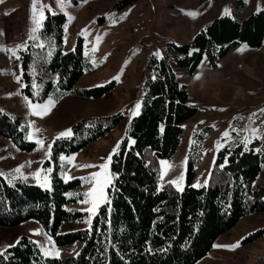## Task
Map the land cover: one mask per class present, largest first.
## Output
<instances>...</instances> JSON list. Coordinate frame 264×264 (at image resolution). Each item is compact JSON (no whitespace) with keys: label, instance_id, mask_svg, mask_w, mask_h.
<instances>
[{"label":"rangeland","instance_id":"1","mask_svg":"<svg viewBox=\"0 0 264 264\" xmlns=\"http://www.w3.org/2000/svg\"><path fill=\"white\" fill-rule=\"evenodd\" d=\"M120 1L122 0H87L86 3H82L81 0H71V6L67 11L74 19L69 22L65 16L67 32L64 30L63 52L75 50L82 41L85 55L84 73L76 86L78 89L86 90L103 89L107 93L97 99L69 96L57 101L52 96L56 101L55 106L43 117L30 115L23 100V96H28L24 91L27 90L28 79L24 78L25 69L22 62L25 53L32 52L36 66H46L49 63L54 54L53 45L49 42L51 39L49 36H41V31L48 17L63 12L56 7L55 0H42L43 3L53 7L56 15L45 11L47 18L43 22V28L35 33L39 39L31 41L28 40L30 29L33 27L30 20L31 0H3V3H0V31L4 33L0 36V47L14 48L16 44L25 41L29 45L27 51H18V55L21 56L20 61L10 59L9 54L0 50V110L11 117L23 118L22 126L26 132L24 139L18 140L19 143L0 134V172L5 174L3 177L10 185L20 181L40 187L31 173L37 168L51 167L53 172L47 175L52 189L54 174L58 173L62 179L63 169L73 177L67 182H78L71 193L72 196L76 194L81 196L72 209L85 213L79 228H89L85 223L89 213L82 209L90 205L81 204L79 201L84 199L83 194L90 188L89 174L99 169L81 168L78 165H99L105 162L104 158L111 153L118 141H120L118 152L121 150L127 136L128 125L133 118L140 115L142 110L141 106L139 115L131 116L130 110L137 101L142 105L146 82L153 75L150 68L154 57L152 53L160 49L164 57L171 45H192L195 37L205 31L217 18L227 17L242 21L252 14L264 11V0H134L132 4L117 9L116 5ZM225 9L231 14L223 15ZM126 11H128L127 17L116 25H111L110 19L105 15L115 12L116 18H119L120 14ZM191 11L198 15L192 18L185 14ZM93 20L95 23H92ZM85 28L87 31L81 33V29ZM97 35L102 36L99 43L95 40ZM41 42L45 44L44 48L33 46ZM94 44L96 51H92ZM49 51L52 52L50 57L47 56ZM195 51L192 49V53ZM205 57L203 65L200 63L192 74L179 68L175 69L179 83L188 89V105L198 112L183 125L184 135L175 154L163 159L175 167L167 169L163 181L159 182L160 188L170 184L168 181L177 179L181 174L184 176L183 181H179L182 191L177 190L173 185L177 191L184 192L188 184L191 187L196 183L201 185L195 189L207 187L208 184L205 186L203 182L207 179L209 183L211 172L224 149L237 146L245 149L241 141L245 136L251 135L252 127H257L264 133V124L261 123L264 121V113L258 111L264 108V44L260 47H252L247 43H239L229 47L222 56L213 59L207 55ZM126 60L129 62L123 67L119 82L113 80L112 78L120 73ZM17 65L23 69L22 82L26 85L25 88H20L14 78V73L21 74ZM18 92L21 94H17ZM9 93L12 95L9 96ZM30 98L33 102L39 103L48 99V97L44 100ZM253 112L256 116L249 120ZM117 113L125 116L122 125L94 142L87 141L86 134L77 135L72 128L83 119L96 120ZM233 117H243V119L234 120ZM30 121L34 122V127L41 129L39 133H33V140L26 139ZM201 121L203 123H200ZM230 124L237 131H232ZM213 125L215 127H212ZM67 128L73 130L72 138L55 139L57 133ZM225 130L229 131L230 138H222ZM37 137L43 138L45 145L52 143L51 160L43 159L47 149L35 144ZM59 140L73 141L74 145L79 146V150L72 153L60 151L59 148L63 143L58 142ZM217 141L223 145L219 150L215 147ZM194 146L198 147L201 157L200 163L191 170L189 161ZM258 148L261 149L260 152L256 151ZM249 150L264 156V140L253 138L246 151ZM61 154L66 157L72 156V162L68 163L67 160L61 162L59 160ZM112 159L108 162L110 172ZM20 165H24L21 169L23 175L14 171ZM44 174L41 172V179ZM263 181L264 177H261L256 185H262ZM108 187L105 189L106 195ZM102 205L104 203L99 206L97 214ZM96 215L92 217L91 224ZM34 229H39L40 232L34 234ZM45 233L34 221L26 222L16 228H0V248L13 244L17 238L26 236L50 249L51 244L48 243ZM237 240L241 241L240 247L233 250L212 247L206 256L195 264H264V213L242 218L233 229L218 238L214 244L228 245Z\"/></svg>","mask_w":264,"mask_h":264},{"label":"trees","instance_id":"2","mask_svg":"<svg viewBox=\"0 0 264 264\" xmlns=\"http://www.w3.org/2000/svg\"><path fill=\"white\" fill-rule=\"evenodd\" d=\"M133 2L122 0L116 7ZM65 23L63 14L50 16L44 23L41 36L51 38L54 51L46 66H36L33 53H25L22 65L28 86L24 91L33 97L35 80L40 85L39 94L33 97L37 100L49 96L57 101L69 96L101 98L106 90L76 86L84 73L85 55L82 41L75 50L63 52ZM239 43L252 47L264 44V11L242 21L217 18L192 45H171L163 59L152 58L150 68L156 79L152 75L146 82L141 113L128 125L121 150L113 156L111 173L116 175L107 189L111 203L101 206L91 230L78 227L85 213L72 209L81 196L65 195L77 181L65 182L55 173L49 192L20 181L10 185L0 176V228L34 221L52 236L61 253L59 258L45 257L25 236L7 249L8 260L0 258V264H195L242 218L264 213V183L256 185L264 177V156L241 146L227 147L220 153L207 187L195 189L188 184L182 193L172 184L159 187V161L175 154L184 135L183 125L198 112L188 105V89L179 83L175 69L192 74L206 55L212 59L222 56ZM192 49L196 51L192 53ZM30 66L36 69L35 75ZM57 75L58 83H53ZM22 119L0 111V134L16 143L22 141L26 134ZM124 121L125 116L117 113L83 119L72 128L94 142ZM129 137L135 141L131 146ZM58 142L63 143L59 150L65 153L79 150L73 141ZM198 150L192 147L191 170L200 163ZM225 158L227 164L221 168Z\"/></svg>","mask_w":264,"mask_h":264},{"label":"snow or ice","instance_id":"3","mask_svg":"<svg viewBox=\"0 0 264 264\" xmlns=\"http://www.w3.org/2000/svg\"><path fill=\"white\" fill-rule=\"evenodd\" d=\"M82 3H86L87 0H81ZM0 3H3V0H0ZM55 4L56 7L63 12L64 16L67 17L68 21H72L74 19V17L67 11L68 7L71 6V0H55ZM45 11H47V13L51 14V15H56V12L54 11L53 7L50 4H45L42 2V0H31V5H30V20L32 21L33 27L30 29L29 35H28V40L31 41H35L37 39H39V37H37L35 35V33H37L38 31H40L43 28V22L45 21V19L47 18L45 15ZM130 11V9L128 10ZM128 11L120 14L119 18H116V13L115 12H110L105 14L106 18L110 19V24L111 25H116L117 23H119L120 20H123L124 18L127 17L128 15ZM7 14V13H6ZM185 14L189 15L192 18H195L198 13L191 11V12H186ZM223 15H230V11L228 9H225L224 12L222 13ZM92 23H95V20L92 21ZM64 30L65 32H67V24L64 25ZM87 31V29H81V33H85ZM4 33L3 31H0V36H3ZM102 39L101 35H97L95 37V40L97 43H99ZM34 47H40V48H44L45 44L43 42L39 43V44H33ZM29 48V45L27 43V41L25 42H21L19 44H16L14 48H3L0 47V50L6 52L7 54H9V58H14L16 61H20L21 60V56L18 55V51H27ZM92 51H96V45H93ZM139 51V50H136ZM198 51V50H197ZM237 51H241V49H237ZM135 54V53H133ZM189 55H191V52L188 53ZM52 55V52L49 51L47 53V56L50 57ZM152 55L154 57H156L157 59H163V56L161 54V50L160 49H156ZM46 60V58H44ZM206 59V57H205ZM102 62V61H101ZM129 61H125L124 65L121 68L120 73H118L116 76H114L112 79L116 80L117 82H119L120 80V76L123 74V67H125L127 65ZM35 63V61H34ZM204 61H201V65H203ZM20 70H21V74H16L14 73V78L16 80V82L20 85V88H25L26 85L22 82V67L20 65H17ZM95 61L93 60V67H95ZM219 67V65H218ZM30 72L32 75L36 74V69L32 66H30ZM199 74H197L198 76ZM153 80L156 79V76L153 75L152 77ZM59 77L57 75L56 80L53 81V83H58ZM31 87L33 88V93L32 96L36 97L39 94L40 91V85L36 83L35 80H33ZM59 90V89H58ZM17 94H21V93H17ZM9 96L12 95V93L8 94ZM23 100L26 102L27 104V108L29 111L30 115L33 116H37V117H43L45 114H47L52 107L55 106L56 101L52 98V96H49L48 99L43 102V103H39V102H33V100L29 97V96H23ZM141 102L137 101V103L134 105V108L131 111V116H136L139 115V109L141 108ZM221 111H223V109H220ZM2 111V110H0ZM258 111L260 113H264V108L262 109H258ZM256 116V113L253 112L250 117L249 120H252L254 117ZM234 120L236 119H243V117H233ZM200 123H203V121H201ZM262 124H264V121H261ZM212 127H215V125H213ZM230 128H232V125H229ZM28 128H29V132L26 136V139L28 140H33L34 136L33 133H39L41 131V129L34 127V122L30 121L28 123ZM246 131L248 129H245ZM160 131L163 132V125L160 126ZM232 131H237L235 128H232ZM251 135L250 136H245L243 138V140L241 141L243 143V146L245 148V150H247L248 148V144L251 142V140L253 138L256 139H262L264 140V133H262L260 130H258L257 127H252L250 129ZM74 135L73 130L71 128H67L64 129L63 131H60L59 133H57V136L55 139H59V138H72ZM206 135V134H205ZM222 138H230V133L228 130H225L222 133ZM123 139V138H122ZM127 143L129 145H132L135 143V141L132 138H128L127 139ZM35 144L40 147V148H45L46 147V152L44 154L43 159H49L51 160L52 158V143H49L47 145H45V141L43 138L37 137L35 138ZM222 143L220 141H217L215 147L217 150H219L222 147ZM120 148V141H118L116 143V145L112 148L111 153H109V155L104 158L105 162L100 163L99 165H78V167L84 168V167H96L99 169V171L94 172L89 174V178H88V182L90 184V188L88 189L87 192H85L84 195V199L80 200L79 203L81 204H88L90 205V207L86 208V209H82V211H87L89 213V216L87 218V220L85 221L86 224L89 225V230H91V221H92V217L94 215L97 214V210L99 208V206L104 203V204H108L110 206V200H108V197L106 195L105 189L108 186L112 185V177L115 176L116 174L111 173L109 170V163L112 159L113 154H118V150ZM257 152H260L261 149H256ZM59 160L61 162L67 160L68 163H71L73 160L72 156H68L66 157L65 155L61 154L59 156ZM29 164L31 162H28ZM227 163V158H225V164ZM159 164L161 165V170H160V174H159V178L161 181H163L164 176L166 175V171L168 168L171 167H175V165L170 164L168 161L166 160H160ZM24 167V165H20L18 166L14 171L16 173H21V169ZM221 168L224 167V164L220 165ZM41 172H44L45 174L43 175V178L41 179ZM53 172V168L48 167L47 169H40L37 168L34 172L31 173V175L35 178L36 183L43 189L48 190L49 192H51V184H50V178L47 175L48 173ZM5 174L3 172H0V176H4ZM9 175H11L9 173ZM21 175H23L21 173ZM61 176L62 179L67 182L71 179H73V177H71L70 175H68L66 172L63 171L61 172ZM13 179H15V177H13ZM26 179V177H25ZM82 180L84 178H81ZM184 176L183 174H181L177 179H173L168 181V183L174 185L177 190L182 191L181 188V184L179 183V181H183ZM204 185L206 186L208 184V180L205 179L204 180ZM201 185L199 183L193 184L192 187L197 188L200 187ZM66 196H72V193H65ZM34 234H38L40 232L39 229H34L33 230ZM46 237H47V241L49 244H51V248L50 249H46L44 245H41L38 241H31L32 243L36 244L37 247H39L41 249L42 255L45 257H55V258H59L60 257V249L57 248L55 242L53 241L52 236L48 235L47 233H45ZM20 242V238H17V240L13 243V244H9L6 245L4 248H0V258H3V260L7 261L8 260V254H7V249L8 248H12L15 247L16 244H19ZM241 241L237 240L235 243L233 244H228V245H218V244H214L213 247L214 248H227L229 250H233L236 249L238 247H240ZM166 249H161V251H165ZM149 251H151L149 249ZM76 255H79V253H76Z\"/></svg>","mask_w":264,"mask_h":264}]
</instances>
